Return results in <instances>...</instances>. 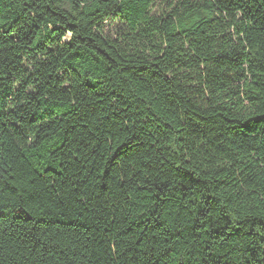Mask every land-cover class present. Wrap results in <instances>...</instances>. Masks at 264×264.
I'll return each mask as SVG.
<instances>
[{
  "label": "trees",
  "instance_id": "obj_1",
  "mask_svg": "<svg viewBox=\"0 0 264 264\" xmlns=\"http://www.w3.org/2000/svg\"><path fill=\"white\" fill-rule=\"evenodd\" d=\"M0 264H264V0H0Z\"/></svg>",
  "mask_w": 264,
  "mask_h": 264
},
{
  "label": "rangeland",
  "instance_id": "obj_2",
  "mask_svg": "<svg viewBox=\"0 0 264 264\" xmlns=\"http://www.w3.org/2000/svg\"><path fill=\"white\" fill-rule=\"evenodd\" d=\"M120 27H121V23L118 20H114V19L110 20L109 19L104 24V31L106 34L114 36L115 32L117 30H119ZM67 39H68V37H67Z\"/></svg>",
  "mask_w": 264,
  "mask_h": 264
}]
</instances>
